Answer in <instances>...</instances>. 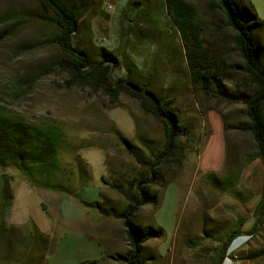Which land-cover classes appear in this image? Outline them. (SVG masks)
<instances>
[{
	"label": "rangeland",
	"instance_id": "rangeland-1",
	"mask_svg": "<svg viewBox=\"0 0 264 264\" xmlns=\"http://www.w3.org/2000/svg\"><path fill=\"white\" fill-rule=\"evenodd\" d=\"M163 1L90 0L72 42L93 64L101 53L110 55L112 61L105 64L112 81H133L161 93L186 126L182 165L166 173V187L152 186L158 205L140 207L133 219L164 230L163 237L145 243V264H212L224 236L239 228V236L244 235L256 221L259 188L253 182L249 188L243 184V170L255 147L242 129L245 106L191 83L184 48L164 16ZM186 1L200 26L206 71L217 77L222 90L249 92L253 85L217 2ZM248 1L264 20V0ZM50 16L44 0H0V107L33 122L57 123L68 140L61 161L73 168L67 187L78 191V160L91 175L80 197L87 202L107 199L122 209L127 202L111 184L127 187L145 171L126 151L123 139L143 150L146 143L160 149L163 126L138 100L122 92L110 96L93 78L77 84L68 71L56 67L62 53L50 41L56 33ZM258 36L264 45V31ZM214 131L209 147L216 155L214 171H201L199 157ZM240 169L236 187L244 202L215 189L206 177L214 173L225 180ZM1 175L12 196L5 221L12 229L13 248L0 242V264H124L112 258L129 250L121 220L102 217L64 194L32 187L13 168H0ZM237 247L245 253L264 248V216ZM252 262L264 264V256Z\"/></svg>",
	"mask_w": 264,
	"mask_h": 264
},
{
	"label": "trees",
	"instance_id": "trees-1",
	"mask_svg": "<svg viewBox=\"0 0 264 264\" xmlns=\"http://www.w3.org/2000/svg\"><path fill=\"white\" fill-rule=\"evenodd\" d=\"M223 14L226 26L233 32L235 48L242 59L245 74L253 89L249 92L222 90L217 77L206 71V59L201 54L199 38L200 26L195 18V9L186 0H164V16L171 27L178 33L184 48L185 62L193 85L216 98L241 103L245 106L247 123L242 129L252 137L255 151L248 156V164L259 159L264 168V45L258 33L264 31V20L258 18L252 4L248 0H215ZM50 10V20L56 33L52 40L62 53L55 63L71 74L77 84H83L90 79H96L110 96L122 92L140 102L141 107L153 116L163 126V145L154 148L144 144L145 150L124 140L126 151L145 169L133 179L127 187L112 183L126 200L124 208L119 209L107 199L102 202H87L80 197L82 188L90 181V171L78 160L77 169L78 191H71L66 183L73 175L72 167L64 166L61 161V150L67 146L68 140L63 129L55 122H33L24 117L10 114L0 107V168H13L18 171L26 182L35 188L64 194L75 199L82 207L95 210L100 216L122 221L125 238L129 250L125 254H117L112 258L124 264H145V243L152 238L164 235L162 227L143 226L134 221L140 207L158 205L157 193L152 186L166 187L169 180L166 176L174 166L180 167L184 158L185 144L183 138L186 126L182 119L172 109L161 93L148 90L133 81H112L109 65L112 57L104 52L97 63H92L87 53L73 45L81 19L90 6V0H44ZM206 65V64H205ZM227 126H224L226 129ZM241 169L235 175L225 180L216 174L208 173L209 183L217 190L231 193L241 202L245 201L236 182ZM264 194V175H263ZM12 196L8 180L0 176V242L6 241L13 248L11 241L12 229L6 227V216L10 208ZM256 221L246 233L252 235L264 216V195L255 205ZM240 228L231 231L220 241L219 252L212 264H222L231 242L241 233ZM206 234L207 232L204 231ZM264 256V248L248 252L242 259L254 260ZM79 264H97L96 260L84 261Z\"/></svg>",
	"mask_w": 264,
	"mask_h": 264
},
{
	"label": "crops",
	"instance_id": "crops-1",
	"mask_svg": "<svg viewBox=\"0 0 264 264\" xmlns=\"http://www.w3.org/2000/svg\"><path fill=\"white\" fill-rule=\"evenodd\" d=\"M215 135H216V132L214 131V134L208 140V143L204 151L199 157L198 166L201 171H205V172L214 171L211 165L213 164L214 159L216 161V155H211L209 153V147L210 145H212L213 138L215 137ZM221 139H222L221 137H218L217 146H218L219 151H220L219 149L220 143L222 142ZM243 171H244V177H245V181H243L244 187L249 188L250 183L252 182L256 183L257 188H259V193L261 197H263L264 195L263 194L264 168H263L261 161L259 159H255L254 161L247 164ZM238 248L239 247H237V249ZM237 249L235 251H238V252L234 256H231L229 259H226L225 261H223L222 264H255L252 262V260L242 259V257H244L247 254L243 251L242 247H240L238 250Z\"/></svg>",
	"mask_w": 264,
	"mask_h": 264
},
{
	"label": "built area",
	"instance_id": "built-area-1",
	"mask_svg": "<svg viewBox=\"0 0 264 264\" xmlns=\"http://www.w3.org/2000/svg\"><path fill=\"white\" fill-rule=\"evenodd\" d=\"M246 235L247 234H244V235H240L238 237H236L232 242L231 244L229 245V248H228V251L226 253V257H225V260L226 259H229L231 256H234L235 254V243L237 242H246Z\"/></svg>",
	"mask_w": 264,
	"mask_h": 264
},
{
	"label": "clouds",
	"instance_id": "clouds-1",
	"mask_svg": "<svg viewBox=\"0 0 264 264\" xmlns=\"http://www.w3.org/2000/svg\"><path fill=\"white\" fill-rule=\"evenodd\" d=\"M244 245V244H243Z\"/></svg>",
	"mask_w": 264,
	"mask_h": 264
}]
</instances>
